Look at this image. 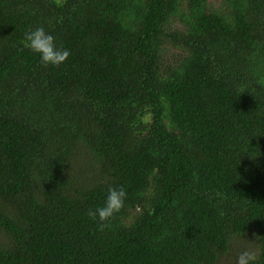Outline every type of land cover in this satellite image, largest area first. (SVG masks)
Returning a JSON list of instances; mask_svg holds the SVG:
<instances>
[{
  "label": "trees",
  "instance_id": "trees-1",
  "mask_svg": "<svg viewBox=\"0 0 264 264\" xmlns=\"http://www.w3.org/2000/svg\"><path fill=\"white\" fill-rule=\"evenodd\" d=\"M241 236L264 264V0H0V264H236Z\"/></svg>",
  "mask_w": 264,
  "mask_h": 264
},
{
  "label": "clouds",
  "instance_id": "clouds-1",
  "mask_svg": "<svg viewBox=\"0 0 264 264\" xmlns=\"http://www.w3.org/2000/svg\"><path fill=\"white\" fill-rule=\"evenodd\" d=\"M24 39L26 46L40 55L41 63L45 67L48 65L59 66L70 55L67 49L57 48L55 38L47 33L43 27H37L25 33ZM126 197L127 193L123 186L110 187L104 205L95 210L89 209L87 215L93 220L98 218L100 230H103L109 226L111 219L124 208ZM256 259L255 251L245 249L238 253L236 264H253Z\"/></svg>",
  "mask_w": 264,
  "mask_h": 264
},
{
  "label": "rangeland",
  "instance_id": "rangeland-1",
  "mask_svg": "<svg viewBox=\"0 0 264 264\" xmlns=\"http://www.w3.org/2000/svg\"><path fill=\"white\" fill-rule=\"evenodd\" d=\"M246 237V236H245ZM244 236H241L239 238V246H240V249L243 251L245 249H250V250H254V243L252 242L251 238L250 237H246L245 238Z\"/></svg>",
  "mask_w": 264,
  "mask_h": 264
}]
</instances>
